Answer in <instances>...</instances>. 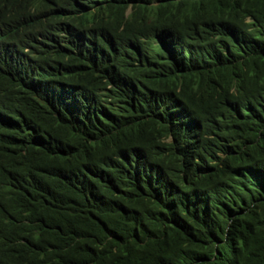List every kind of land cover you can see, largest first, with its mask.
<instances>
[{"label":"trees","instance_id":"1","mask_svg":"<svg viewBox=\"0 0 264 264\" xmlns=\"http://www.w3.org/2000/svg\"><path fill=\"white\" fill-rule=\"evenodd\" d=\"M39 3L0 19L43 36L0 34V264H264V0Z\"/></svg>","mask_w":264,"mask_h":264},{"label":"clouds","instance_id":"2","mask_svg":"<svg viewBox=\"0 0 264 264\" xmlns=\"http://www.w3.org/2000/svg\"><path fill=\"white\" fill-rule=\"evenodd\" d=\"M31 1V0H30ZM35 3L29 7V13L25 18H21L17 15H9L3 11H0V19L1 18H15L18 21L21 20H25V19H29V15L32 13H35L41 9H43L44 7H41L42 5H40L39 2H57L60 0H39V2L37 3V0H33ZM160 2L158 1H154L153 2V6L158 5ZM48 7V6H47ZM51 7V6H50ZM132 12V3H130L125 11H124V16L125 19H128L131 15ZM4 14V16H3ZM72 17V16H71ZM72 20V18H71ZM68 20H65V22H67ZM1 22V20H0ZM4 24V27L0 26V34H3L4 37V41L7 44V47L5 49V53L9 59V61L15 65L16 67H20L24 70L28 69V68H32L33 63L35 62L36 56H37V49L35 47H32L30 45H26L28 44L24 38H26V35L28 33L31 32H35L37 33V39L36 41H39L40 39H43V36L41 35V33L39 32V29L37 26H33L31 27V24H29V26H27L25 29H9L7 27V22H2ZM91 23V22H89ZM71 24V22H70ZM50 35H54L53 32L50 33ZM33 69V68H32ZM19 84H21V82H19Z\"/></svg>","mask_w":264,"mask_h":264}]
</instances>
